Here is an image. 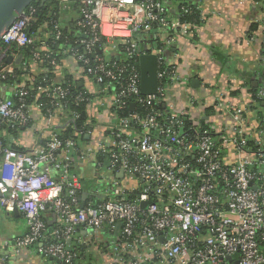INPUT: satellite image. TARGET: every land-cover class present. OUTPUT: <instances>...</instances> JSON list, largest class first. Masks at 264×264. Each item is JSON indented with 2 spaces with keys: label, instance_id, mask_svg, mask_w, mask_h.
<instances>
[{
  "label": "built area",
  "instance_id": "1",
  "mask_svg": "<svg viewBox=\"0 0 264 264\" xmlns=\"http://www.w3.org/2000/svg\"><path fill=\"white\" fill-rule=\"evenodd\" d=\"M59 1L65 8L76 5L80 14L78 43L85 55L71 54L86 67L97 95L112 93L113 99L111 107H103L105 125L85 118L80 130L63 139L59 133L82 116L63 103L69 89L41 86L38 95L60 106L46 112L58 109L65 124L29 152L14 150L0 138V208L20 213L28 226L27 235L14 239L11 248L19 253L36 247L41 256L75 264L79 252L67 244L84 229L110 236L111 264H264V82L254 94L255 107H215L212 115L228 124L212 122L211 115L196 123L178 107H151L167 99L177 80L164 54L175 35L193 36L196 24L173 20L166 0ZM180 11L182 17L194 15L186 6ZM36 17L31 5L3 36L0 81L16 77L15 68L3 63L10 48L34 46L29 29ZM49 27L60 41L59 23L50 21ZM156 29L167 35L165 43L148 49L158 56V94L144 97L137 36ZM32 54L33 63L51 59L46 41ZM115 55L120 59L113 62ZM86 95L76 102L89 104ZM28 96L22 87L12 100L0 98V133L30 125ZM129 102L140 107L122 116ZM84 165L86 178L76 170ZM98 174L109 187L85 189L88 177ZM45 213L59 219L52 230Z\"/></svg>",
  "mask_w": 264,
  "mask_h": 264
},
{
  "label": "crops",
  "instance_id": "2",
  "mask_svg": "<svg viewBox=\"0 0 264 264\" xmlns=\"http://www.w3.org/2000/svg\"><path fill=\"white\" fill-rule=\"evenodd\" d=\"M58 2L60 9L55 21L62 32L75 37L80 31L77 26L79 10L74 4L65 8ZM183 6L196 7V30L189 37L175 35V42L164 54V61L174 67L177 78L167 91L164 107H178L194 122L207 120L204 115L213 116L215 107H255L253 91L264 82V0H166L173 20L179 18ZM50 35L48 23L32 34L37 49H41V43ZM154 37H162L161 43L167 39L166 34H158L157 31ZM160 42L155 41L152 46H159ZM8 55L18 59L22 56L21 49L10 48ZM106 55L112 56L110 52ZM22 63L23 56L19 65H11L22 71L15 86L0 81L1 99H13L17 88L33 87L38 80L48 76L53 83L51 86L69 82L82 88L84 95L92 97L85 107V117L105 125L107 115L103 107H111L113 95H97L98 86L87 76L85 67L71 54V50H67L52 69L44 66L43 62H32L27 68L18 67ZM41 98L44 97L38 95L29 104L32 121L28 127L0 133L7 146L17 151H32L45 144L51 131L65 124L64 114L54 109L49 115L46 104L40 102ZM48 101L54 105L52 107H60ZM191 107H201V110ZM76 170L86 177L89 167L79 166ZM44 219L49 230L59 223L52 213H45ZM27 233V222L20 213L7 214L0 208V252L9 260L0 264H56L57 260L39 255L36 247L19 253L11 248L14 239ZM67 245L79 252L80 259L76 264H111V238L105 232L94 234L81 229L77 238Z\"/></svg>",
  "mask_w": 264,
  "mask_h": 264
},
{
  "label": "trees",
  "instance_id": "3",
  "mask_svg": "<svg viewBox=\"0 0 264 264\" xmlns=\"http://www.w3.org/2000/svg\"><path fill=\"white\" fill-rule=\"evenodd\" d=\"M33 7H35L37 9V20L33 23V25L31 26V28L29 29V33L30 34H34L35 32H37L39 30V28H41L42 25L46 24V23H50V21H55L57 18L56 14L58 13L59 9H60V4L58 2V0H47V2L43 5V3H33L32 4ZM189 9H192L194 11V15H195V8L194 6H187ZM194 15L192 16H184L182 17L181 12H179L178 14V19L183 20V21H191L194 22ZM195 23V22H194ZM49 31L50 33L52 32L51 27H49ZM156 31L158 32V34H163L162 31H159L156 29ZM155 31V32H156ZM83 38L82 32L78 31V35H76L75 37H69V34H66L65 32H63V37L61 38L60 41H55V36H53V34H51L48 39L46 40V43L48 45V48L51 52V59L50 60H44L43 63L45 64L44 66H47L48 68L52 69V62H56L58 63L61 58L65 55V52L67 50H71V52H77L80 55H85V50L79 45L78 41ZM137 40H138V44H139V50L140 52H144L146 49H149L150 47H152V44L156 42H160V40H162V37H154V33H151L150 35H138L137 36ZM14 50V47H12ZM34 50H37V46L28 48V49H21V54L23 56V63L18 66V67H22L23 68V64H30L32 62V52ZM98 50L100 51V55L104 56L102 50H101V46L98 47ZM89 57V56H88ZM113 62H116V58L112 57ZM81 65H83L81 63ZM84 66V65H83ZM86 69V67H85ZM16 77L15 78H10L6 81H2L5 83H9L12 84L13 86H15V84H17V82L19 81V76L22 75V71L19 72V69L16 67ZM18 79V81H17ZM53 83L50 79V77L48 76H44L43 78H41L40 80H38V82L35 83V85L33 87L28 86L26 87L29 91V96L27 99V104L29 105L30 103H32L34 101V99L36 98V96H38V88L43 86V87H49L51 86ZM58 86V85H57ZM61 87L65 88V89H69L70 91V97L68 98V100H66L65 102L63 101V103H66L65 107H71L72 111H77L81 114V118L79 120H77L76 122H69L67 131L61 132L59 133L60 136L63 139H68L73 135V132L75 130H80L82 128L83 122L85 120V107L87 105V102H83V103H78L76 102V97H78L80 94L84 95L83 93V89L79 88V86L77 84H71L69 82L67 83H60ZM255 91H253V95L255 94ZM89 99H91L92 97L89 95H86ZM12 100V99H10ZM40 102H42L43 104L45 103V107L46 109H51L53 110L54 106L53 104H51L47 99L41 98ZM133 102V101H132ZM16 103V102H15ZM133 103L129 102L128 104L125 105V109H123L121 111V115L122 116H126L131 112V105ZM160 104V105H159ZM262 106V105H261ZM135 107H140V106H135ZM151 107H164L163 102L162 103H153V105ZM209 112V110H208ZM204 123V122H203ZM74 128V129H73ZM10 130V129H8ZM82 141H85L84 138L81 139ZM81 142V141H80ZM105 164V163H104ZM107 234V233H106ZM69 246V245H68ZM70 247V246H69ZM74 250V249H73ZM77 250V249H76ZM5 257L4 255L1 254L0 252V262H1V258ZM9 260H7L8 262ZM78 262V261H77ZM76 262V263H77ZM59 264H62L60 262H58ZM75 263V264H76Z\"/></svg>",
  "mask_w": 264,
  "mask_h": 264
},
{
  "label": "water",
  "instance_id": "4",
  "mask_svg": "<svg viewBox=\"0 0 264 264\" xmlns=\"http://www.w3.org/2000/svg\"><path fill=\"white\" fill-rule=\"evenodd\" d=\"M36 0H0V44L3 36L7 33L10 27L27 11V9ZM47 0H43V5ZM95 57V55H93ZM117 60L120 59L119 55L114 56ZM111 57H107V61H110ZM5 66H10L13 64L19 65L22 62V56L15 59L14 56L8 55L5 59ZM139 65L141 72V94L144 97L156 96L158 94V56L151 54L146 49L139 57ZM160 105V104H159ZM134 104L131 105L133 110ZM165 108V107H163ZM207 119V118H205ZM88 139V138H87ZM123 178V175H119ZM87 199V193L82 197V201L85 202ZM84 204H82V207ZM147 204H144L146 207ZM18 213V212H16ZM71 243V242H68ZM51 260H53L51 258Z\"/></svg>",
  "mask_w": 264,
  "mask_h": 264
},
{
  "label": "rangeland",
  "instance_id": "5",
  "mask_svg": "<svg viewBox=\"0 0 264 264\" xmlns=\"http://www.w3.org/2000/svg\"><path fill=\"white\" fill-rule=\"evenodd\" d=\"M240 99H242V96H240ZM194 109L195 110H200L201 107H195ZM211 121L215 122V123H220L221 125H223L225 123L228 124L227 119H225V118H223L221 116H211ZM196 123H197V121H196ZM226 152L229 154V151H226ZM100 178H101L100 174L95 175L94 178L93 177H88V181H85V189H90L91 187H102V188L106 189L107 187H109L110 181H108L107 183L105 181L104 182H99ZM55 263L59 264L57 261H55Z\"/></svg>",
  "mask_w": 264,
  "mask_h": 264
}]
</instances>
